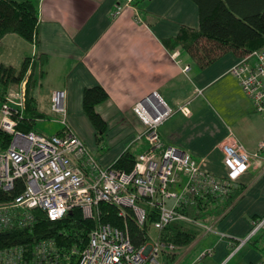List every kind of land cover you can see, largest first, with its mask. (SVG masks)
<instances>
[{
	"label": "crops",
	"instance_id": "crops-1",
	"mask_svg": "<svg viewBox=\"0 0 264 264\" xmlns=\"http://www.w3.org/2000/svg\"><path fill=\"white\" fill-rule=\"evenodd\" d=\"M31 1L39 19L37 43H28L35 58L32 67L38 108L45 114L41 107H50L53 93L59 91L67 120L73 122L72 130L86 142L74 120L81 114L87 118L85 91L104 88L109 99L95 108L107 123L106 136L101 135L104 142H100L94 128L93 139L103 168H109L101 163L106 149L116 152L114 165L127 152L136 159L147 152L148 143L142 137L145 128L134 108L152 93H159L176 111L160 127L164 142L190 153L204 171L217 178L227 176L221 148L224 143L237 140L252 153L264 141V121L231 74L239 56L227 53L202 70L183 49L175 54L165 45L168 41L174 44L183 29L199 30L200 12L195 1ZM186 67L189 70L185 71ZM185 108L189 112L181 116ZM211 141L224 168L219 173L202 160L210 152L207 147ZM235 190L239 194L234 193L228 208H223L228 201L220 200L215 204L219 210L198 225L202 232L197 241L170 256L166 253L161 264H192L208 251L213 252L202 264H264V231L236 247L239 240L247 239L255 220L264 217V161L254 162Z\"/></svg>",
	"mask_w": 264,
	"mask_h": 264
},
{
	"label": "built area",
	"instance_id": "built-area-1",
	"mask_svg": "<svg viewBox=\"0 0 264 264\" xmlns=\"http://www.w3.org/2000/svg\"><path fill=\"white\" fill-rule=\"evenodd\" d=\"M231 74L264 121V46L241 58ZM26 84L23 82L18 92L0 97V130L11 137L8 148L0 151V191L12 193L17 183L23 182V193L11 203L0 205V232L16 226L27 228L35 221L34 212L40 211L56 222L72 210H80L85 219L97 225L85 249L77 253L78 264H161L162 257L175 253L178 247L160 242L158 234L152 238L150 230L158 233L175 222L198 227L201 221L186 217L181 209L193 204L197 197L228 200L253 163L264 161V141L252 153L241 142L229 141L221 146L227 176L222 179L207 173L190 153L167 145L161 138L160 127L176 111L159 93H152L134 108L145 128L142 137L147 140V152L138 156L129 172L113 166L103 168L86 142L72 130L59 91L52 95L51 109L62 117V134L45 136L36 130H17L28 100ZM102 203L119 209L124 220L130 209L138 229L148 232V243L136 248L126 224L122 229L101 223ZM153 213L158 220L152 223ZM252 227L247 239L239 240L236 247L264 231V217L255 220ZM37 247L38 262L47 259L54 249L52 243L45 242ZM24 251L18 247L1 251L0 264H26ZM212 252L204 253L192 264H202Z\"/></svg>",
	"mask_w": 264,
	"mask_h": 264
},
{
	"label": "trees",
	"instance_id": "trees-1",
	"mask_svg": "<svg viewBox=\"0 0 264 264\" xmlns=\"http://www.w3.org/2000/svg\"><path fill=\"white\" fill-rule=\"evenodd\" d=\"M200 12V28L183 29L179 37L165 42L166 47H181L192 58L200 69H205L223 58L227 53H233L240 59L264 46V0H193ZM39 19L37 7L31 0L18 2L16 0H0V42L7 35H15L28 43L38 39ZM32 68V67H31ZM21 71V69H20ZM29 71L27 67L22 75H16L14 65L0 63V97L3 99L11 90L9 81L20 82ZM31 83L36 86L37 80L34 69H31ZM29 82V81H28ZM36 88V87H35ZM34 88V90H35ZM29 88L24 117L20 120L17 130L31 132L35 130L36 121L44 117L38 108L37 94ZM84 108L89 121L98 132L97 139L106 132L107 123L96 112V106L102 105L109 99L102 87H94L84 93ZM62 130L57 134H62ZM11 137L0 130V151L8 148ZM136 157L127 152L122 155L113 166L115 169L129 172L135 166ZM235 191H231L228 202L223 208H228L234 199ZM23 193V182L17 183L12 193L0 191V205L11 203L15 197ZM239 194V193H237ZM216 198H198L193 204L181 209V213L193 221H203L207 216L218 211ZM100 222L110 223L117 228L127 226L132 243L141 248L148 242V232L140 231L132 219L129 209L128 218L119 216V209L109 204H100ZM35 221L27 228L16 226L0 232V252L6 249L23 248L26 264H78L80 253L88 243L90 232L95 230L97 223L83 217L80 210H72L60 221H49L40 211L34 212ZM153 213L151 222L158 220ZM202 230L194 224L175 222L158 232V240L173 244L178 249L188 247L197 241ZM52 243L54 249L45 260L38 262L37 246L40 243ZM171 253L169 254V256Z\"/></svg>",
	"mask_w": 264,
	"mask_h": 264
},
{
	"label": "rangeland",
	"instance_id": "rangeland-1",
	"mask_svg": "<svg viewBox=\"0 0 264 264\" xmlns=\"http://www.w3.org/2000/svg\"><path fill=\"white\" fill-rule=\"evenodd\" d=\"M19 1H25V0H19ZM27 1V0H26ZM13 36V37H11ZM11 38H8V41L5 43V45H2V43L0 42V63H4L6 65H14L17 68V72L16 75L17 76H21L22 70H24L25 67H27V69L29 70H33L34 67H32V60L35 59L34 56L32 55V48L31 46L28 44V42L24 41L23 39H21L20 37L18 38L15 35H11ZM36 42L32 43L33 45L36 44ZM182 48L181 47H172L170 48V50H173L175 54H179ZM30 54V55H28ZM173 55L174 57H176V55ZM36 57V56H35ZM38 57V55H37ZM40 60L43 59L40 58ZM32 67V68H31ZM21 69V71H20ZM24 79L21 80L20 82H13V80L9 81L8 86L10 85L11 87V92H18L21 88V85L23 82L27 81L26 84V88H27V92L29 90V88L32 89V91L34 90V82L31 83V76H29L28 72L24 75L23 77ZM31 78V80H30ZM29 81V82H28ZM36 94L38 95V91L36 92ZM43 93H41L42 96ZM52 104V101H51ZM43 105H46V102L43 103ZM49 106H45V107H41V110H43L45 112L44 117L41 119H38L35 125V130L45 136H56L57 133L59 131H61L64 128V125L61 122L62 117L58 114L53 113L52 109H51V105ZM189 112V110L187 108H185L184 111H182V113L180 114L182 116V114L186 115ZM73 123L69 120V124ZM74 123L77 125V127L79 128V130L83 131L84 136L86 137V142L88 145L89 150L91 151V153H93L94 155H96L97 160H99L102 156L100 154V152H98L99 154H97V146H95V142H93V139L95 138L94 133V127L92 126V123L89 121V119L86 118L85 115L81 114L79 115V117H76L74 120ZM71 125V124H70ZM105 134L103 135L104 139H105ZM102 137V138H103ZM100 142H104L102 141V139L100 140ZM211 143V144H210ZM209 143V147L207 151L210 150V152L204 156V158L202 160L205 161V164L207 165V167L209 165H211L214 169H216L217 173L222 172L224 170V168L222 167L221 161H220V153L219 150L216 151V149H212L211 146L214 144L213 141H211ZM98 144V143H97ZM106 146V145H105ZM106 148V147H105ZM106 156H104V158L102 159L101 163L106 165L107 167L113 166L114 165V156L115 153L114 152H108L106 149ZM207 153V152H206ZM205 153V154H206ZM101 156V157H100ZM169 205H172V202H169ZM152 233V238H155L157 236V231H155L154 229L150 230ZM152 244V243H151Z\"/></svg>",
	"mask_w": 264,
	"mask_h": 264
}]
</instances>
